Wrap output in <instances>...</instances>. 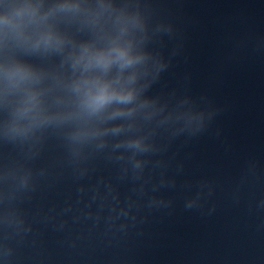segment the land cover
I'll use <instances>...</instances> for the list:
<instances>
[{
    "label": "clouds",
    "instance_id": "obj_1",
    "mask_svg": "<svg viewBox=\"0 0 264 264\" xmlns=\"http://www.w3.org/2000/svg\"><path fill=\"white\" fill-rule=\"evenodd\" d=\"M110 97H108L104 92H102L100 94L99 97H97V102L98 103H103L106 99H109Z\"/></svg>",
    "mask_w": 264,
    "mask_h": 264
}]
</instances>
